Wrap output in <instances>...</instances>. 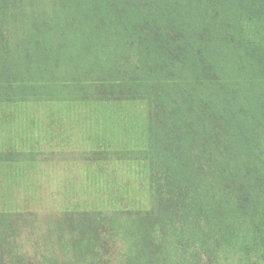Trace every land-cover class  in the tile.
Instances as JSON below:
<instances>
[{"label": "trees", "instance_id": "trees-1", "mask_svg": "<svg viewBox=\"0 0 264 264\" xmlns=\"http://www.w3.org/2000/svg\"><path fill=\"white\" fill-rule=\"evenodd\" d=\"M50 1L28 19L23 60L39 76L19 90L50 91L54 62L74 52L75 86L145 105L151 201L75 204L40 226L0 213V264H264V0ZM17 2L0 0V97L3 85L18 89L8 42Z\"/></svg>", "mask_w": 264, "mask_h": 264}, {"label": "rangeland", "instance_id": "rangeland-1", "mask_svg": "<svg viewBox=\"0 0 264 264\" xmlns=\"http://www.w3.org/2000/svg\"><path fill=\"white\" fill-rule=\"evenodd\" d=\"M17 1L12 17L19 14V18L8 24V42L11 63L21 72L19 76L12 72L16 92L9 88L5 94L10 84L1 87L0 213H24L40 226L39 220L56 217L75 204L89 210L148 205L150 176L139 139L145 105L139 100L134 104L97 100L105 99L108 90L96 89L88 82L75 86L73 68L65 61V56L74 52H63L54 62L59 67L56 78L50 77V91H20L19 83L39 76L37 64L30 73L23 60V43L33 34L28 19L34 11H50L53 5L50 0ZM48 24L55 22L48 20ZM71 41L76 43L77 39ZM30 55L34 58L36 54ZM85 56L95 60L92 54ZM86 68L87 61L80 64V71ZM84 77L89 79L88 74ZM106 151L111 159L106 158ZM191 228L183 231L189 255L193 249L192 242H187ZM175 241V237L170 238L171 243Z\"/></svg>", "mask_w": 264, "mask_h": 264}]
</instances>
